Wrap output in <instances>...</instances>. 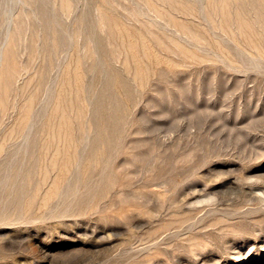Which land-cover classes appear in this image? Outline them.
<instances>
[{"label": "rangeland", "instance_id": "374dc122", "mask_svg": "<svg viewBox=\"0 0 264 264\" xmlns=\"http://www.w3.org/2000/svg\"><path fill=\"white\" fill-rule=\"evenodd\" d=\"M154 1L0 0V264H264V0Z\"/></svg>", "mask_w": 264, "mask_h": 264}, {"label": "bare ground", "instance_id": "6f19581e", "mask_svg": "<svg viewBox=\"0 0 264 264\" xmlns=\"http://www.w3.org/2000/svg\"><path fill=\"white\" fill-rule=\"evenodd\" d=\"M153 1V0H152ZM161 1H163V2H165V3H167L169 6H170V9H175V6H178V5H176V1L175 0H161ZM217 1V0H216ZM224 1V0H223ZM243 1H245V0H243ZM157 2V0L156 1H154V2H152V3H156ZM158 2H160V1H158ZM185 2V1H184ZM209 2V1H208ZM148 3H150V2H148ZM161 4V3H160ZM211 4V3H210ZM232 4V3H231ZM251 4V3H250ZM212 5V4H211ZM249 5V4H248ZM66 6V5H65ZM159 7H160V5H158ZM158 6H155L156 8L158 7ZM164 6V5H163ZM169 6H168V8H169ZM196 6V5H195ZM72 7V6H71ZM148 7V6H147ZM151 7V9H153V7H154V5H153V7L152 6H150ZM181 7V6H180ZM220 7H221V5H220ZM249 7V6H248ZM68 7H66V9H67ZM236 8H239V6L238 7H236ZM147 9H149V7L147 8ZM166 9V8H165ZM165 9H164V11H165ZM183 9V8H182ZM185 9H187V8H185ZM210 9H211V7H210ZM250 9H252V8H250ZM153 10H155V9H153ZM216 10V9H215ZM220 10V9H219ZM253 10V9H252ZM166 11L168 12V14H169V17L172 19V20H174L175 19V15H173V14H171V12H169V10L168 9H166ZM195 11V10H194ZM210 11H212V10H210ZM240 11H241V9H240ZM249 11H251V10H249ZM71 12V11H70ZM182 12V11H181ZM66 13V12H65ZM176 13V12H175ZM180 13V12H179ZM185 14H186V12H184ZM195 13H197V12H195ZM222 13V12H221ZM239 13V12H238ZM249 13V12H248ZM252 13V12H251ZM250 13V14H251ZM254 13V12H253ZM111 14V13H110ZM168 14H166V15H168ZM189 14V13H188ZM164 16L165 17V15L162 13V12H159V15L158 16ZM181 15V14H180ZM196 15V14H195ZM217 15V14H216ZM221 15V14H220ZM238 15V14H237ZM252 15H254V14H252ZM105 16V15H104ZM154 16H155V14H154ZM191 16V15H190ZM208 16V15H207ZM210 16V15H209ZM208 16V17H209ZM108 17H110V16H108ZM113 17V16H112ZM167 18H168V16H166ZM188 17V16H187ZM224 17V16H223ZM227 17H228V15H227ZM252 17V16H251ZM157 18V17H156ZM161 18V17H160ZM170 18H168V19H170ZM192 18V17H191ZM216 18V17H215ZM235 18V17H234ZM233 18V19H234ZM242 18V17H241ZM244 18V17H243ZM103 19L104 20H106L107 19V21L110 19V20H112V18H104L103 17ZM119 19V18H118ZM158 19V18H157ZM166 19V18H165ZM177 19H179V17L177 18ZM176 19V20H177ZM231 19V18H230ZM256 19V18H255ZM133 20V19H132ZM181 20V19H180ZM187 20V19H186ZM185 20V21H186ZM218 20H220V18H218ZM240 20V19H239ZM243 20H245V19H243ZM170 21V20H169ZM168 21V22H169ZM212 21V20H211ZM226 21V20H225ZM110 22V21H109ZM174 22V21H173ZM173 22H171V24L173 23ZM244 22H246V21H244ZM151 23V22H150ZM179 23V22H178ZM224 23V22H223ZM174 24H175V22H174ZM179 25H181V24H179ZM171 26H173V25H171ZM174 27V26H173ZM122 30H125V29H122ZM188 31H189V29H188ZM145 35V34H144ZM37 36V35H36ZM141 37H143V36H141ZM140 37V38H141ZM12 62V61H11ZM121 84H123V83H121ZM126 86V85H125ZM124 88V87H123ZM125 90H126V88H125ZM67 146V145H66ZM45 150H46V148H44ZM57 149V148H56ZM72 158V157H71ZM66 171V170H65Z\"/></svg>", "mask_w": 264, "mask_h": 264}]
</instances>
